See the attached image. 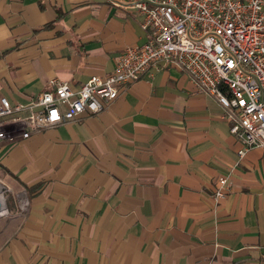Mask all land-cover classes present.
<instances>
[{
	"label": "crops",
	"instance_id": "obj_1",
	"mask_svg": "<svg viewBox=\"0 0 264 264\" xmlns=\"http://www.w3.org/2000/svg\"><path fill=\"white\" fill-rule=\"evenodd\" d=\"M112 0H0V99L105 77L147 32ZM160 65L96 114L0 144V264H264V149ZM230 190L212 195L220 176Z\"/></svg>",
	"mask_w": 264,
	"mask_h": 264
},
{
	"label": "built area",
	"instance_id": "obj_2",
	"mask_svg": "<svg viewBox=\"0 0 264 264\" xmlns=\"http://www.w3.org/2000/svg\"><path fill=\"white\" fill-rule=\"evenodd\" d=\"M140 15L147 32L141 45L126 46L105 77L90 75L77 88L54 77L50 89L26 102L0 99V144L14 138L19 122L27 137L81 113L96 114L113 101L121 86L160 65L183 71L200 90L215 98L237 136L241 157L264 149V0H112ZM230 190L220 176L213 192L220 202Z\"/></svg>",
	"mask_w": 264,
	"mask_h": 264
},
{
	"label": "water",
	"instance_id": "obj_3",
	"mask_svg": "<svg viewBox=\"0 0 264 264\" xmlns=\"http://www.w3.org/2000/svg\"><path fill=\"white\" fill-rule=\"evenodd\" d=\"M6 209V202L2 195H0V213Z\"/></svg>",
	"mask_w": 264,
	"mask_h": 264
}]
</instances>
